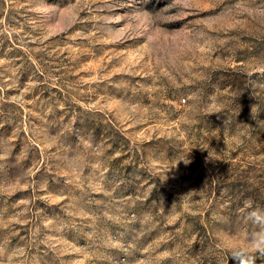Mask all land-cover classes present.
<instances>
[{"label":"rangeland","instance_id":"374dc122","mask_svg":"<svg viewBox=\"0 0 264 264\" xmlns=\"http://www.w3.org/2000/svg\"><path fill=\"white\" fill-rule=\"evenodd\" d=\"M249 205L264 0H0V264H233Z\"/></svg>","mask_w":264,"mask_h":264},{"label":"clouds","instance_id":"9594fccd","mask_svg":"<svg viewBox=\"0 0 264 264\" xmlns=\"http://www.w3.org/2000/svg\"><path fill=\"white\" fill-rule=\"evenodd\" d=\"M245 223L250 226L246 234L233 233L225 244L233 264H256L257 255L264 256V208L249 205Z\"/></svg>","mask_w":264,"mask_h":264}]
</instances>
